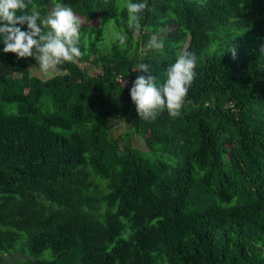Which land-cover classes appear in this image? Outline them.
Returning <instances> with one entry per match:
<instances>
[{"label": "trees", "instance_id": "1", "mask_svg": "<svg viewBox=\"0 0 264 264\" xmlns=\"http://www.w3.org/2000/svg\"><path fill=\"white\" fill-rule=\"evenodd\" d=\"M54 2L89 24L78 63L40 80L35 59L4 53L0 40V66L19 74L0 76V256L264 264V0H146L136 34L122 0H29L28 10L43 17ZM110 21L127 36L112 53L99 46ZM153 34L162 50L147 48ZM184 51L197 64L181 114L139 118L117 78L160 84ZM141 62L148 73L134 71ZM116 119L130 131L115 136Z\"/></svg>", "mask_w": 264, "mask_h": 264}, {"label": "clouds", "instance_id": "2", "mask_svg": "<svg viewBox=\"0 0 264 264\" xmlns=\"http://www.w3.org/2000/svg\"><path fill=\"white\" fill-rule=\"evenodd\" d=\"M122 9L127 11V28L134 34L141 31V14L148 8L146 0L133 2L122 0ZM29 0H0V40L3 52L18 58L32 57L36 67L29 71L42 77H54L64 63L76 64L83 57L81 51V25L83 23L69 5L54 2L46 16L33 6L29 11ZM111 23V21H110ZM27 25L22 31L17 25ZM112 39L123 46L127 36L123 30L112 32ZM163 40L153 34L147 43L148 49L162 50ZM197 57L184 51L164 72V80L157 84L156 77L139 75L130 89V97L139 118L155 121L167 110L170 117H178L184 106L189 88L196 78ZM150 65L138 63L134 71L148 73ZM19 74L12 73L11 77ZM125 83L124 78H120Z\"/></svg>", "mask_w": 264, "mask_h": 264}, {"label": "rangeland", "instance_id": "3", "mask_svg": "<svg viewBox=\"0 0 264 264\" xmlns=\"http://www.w3.org/2000/svg\"><path fill=\"white\" fill-rule=\"evenodd\" d=\"M81 19L83 21V23H82L83 26H89V24L86 22V20L84 18L81 17ZM91 25L96 26L97 25V19H95L93 22H91ZM115 30H118V28H116V26H115V23L112 21H111V23L109 22L106 26V29H105V32L103 35L104 42L99 44V46L101 48H104V49L108 48V52H110V53L114 52V44L116 43L112 39V32ZM80 67L82 69L86 70L90 76L98 77L101 75L100 68H98L92 64H83V65H80ZM30 72H31L32 77H36L40 80L50 79V78L42 77L41 75H39L38 73H35L33 71H30ZM7 75L11 76L10 74L5 72L3 67L0 66V76H7ZM13 77H15V76H13ZM110 124L112 126L111 131H112V133L115 134V136H118V134H123L125 132L130 131V122L128 120H119V119L111 120ZM131 143H132L134 148H136L142 152L147 151L145 144L143 142V139H141L138 136H135V134H133V136L131 137ZM23 247H24V245L22 243H19L18 245L14 246V250L20 251ZM46 255L49 256V253H47ZM28 259H29L28 257H22L19 254L10 253L8 255L0 256V264H22L24 261H26Z\"/></svg>", "mask_w": 264, "mask_h": 264}, {"label": "built area", "instance_id": "4", "mask_svg": "<svg viewBox=\"0 0 264 264\" xmlns=\"http://www.w3.org/2000/svg\"><path fill=\"white\" fill-rule=\"evenodd\" d=\"M121 77L117 78V84L124 90H126V92L130 93V89L133 85V82L135 81V79L133 78V76L128 77V78H124L125 83L121 82Z\"/></svg>", "mask_w": 264, "mask_h": 264}]
</instances>
